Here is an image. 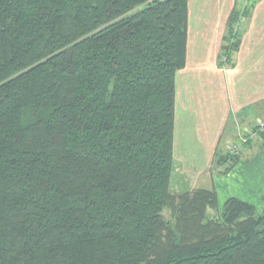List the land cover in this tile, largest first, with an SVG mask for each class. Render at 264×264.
<instances>
[{"label": "trees", "instance_id": "trees-1", "mask_svg": "<svg viewBox=\"0 0 264 264\" xmlns=\"http://www.w3.org/2000/svg\"><path fill=\"white\" fill-rule=\"evenodd\" d=\"M189 1L0 0V264H264V207L170 189Z\"/></svg>", "mask_w": 264, "mask_h": 264}, {"label": "crops", "instance_id": "crops-1", "mask_svg": "<svg viewBox=\"0 0 264 264\" xmlns=\"http://www.w3.org/2000/svg\"><path fill=\"white\" fill-rule=\"evenodd\" d=\"M201 4L199 0L189 1V59L185 68L179 71L189 68L190 72H200L201 76L206 74L207 79L201 77V86L195 87L191 94L180 91L176 96L174 154L176 146L177 149L174 163L175 170H179L177 176L180 182L173 189L171 181L170 189L173 193L196 188L214 189L218 194L219 207L220 204L224 206L229 197L248 202H252L254 197L262 200L264 145L260 136L244 147L246 150L252 145H260V150L250 162H240V159L226 174L221 173L223 167H215L213 163L224 132L235 136L239 130L245 132L264 119V0H204L206 10H201ZM236 7L247 9L238 23L242 32L240 43L231 63L220 67L218 62L223 36ZM199 23L203 24V29ZM203 34L208 36L209 58L202 52L205 42L201 46L200 38L204 39ZM212 102L219 106L216 113H213ZM189 130L199 132L201 141L200 146L185 157L183 148H192L183 140ZM230 144L227 143L226 151Z\"/></svg>", "mask_w": 264, "mask_h": 264}, {"label": "rangeland", "instance_id": "rangeland-1", "mask_svg": "<svg viewBox=\"0 0 264 264\" xmlns=\"http://www.w3.org/2000/svg\"><path fill=\"white\" fill-rule=\"evenodd\" d=\"M199 1L202 2V4H201V6H202L201 7V10L202 9H205L206 10L207 9L206 8V5L203 4V1L204 0H199ZM199 27L201 29L204 28L203 24H200V23H199ZM238 28H239V26H238ZM203 36H204V34H203ZM207 37L208 36H206V37L204 36V39L203 38H200V42H201V46L205 42L204 43V47H202V50H203L202 52H204V54H206V56L209 58L210 57V50H209V46L210 45H208L209 42L206 40ZM188 52H189V50H188ZM188 59H189V54L187 56V60ZM182 74H184V75H182ZM201 77H203L205 80L207 79L206 74H203L201 76V73L200 72H197V71L190 72L189 71V68L187 70H185V71H178L177 76H176L177 96L180 94V91L183 94L185 92H187V94H191L190 92H193L195 90L194 89L195 87H200L201 86V84H200ZM199 89H202V88H199ZM198 92H200V91H198ZM176 105H177V97H176ZM212 105H213V108L215 109L213 113H216V109L219 106L217 104L214 105L213 102H212ZM212 119H214V118H212ZM239 132L235 136L232 133H229V132L228 133H226V132L223 133V135L221 136L220 143H219V147H220L219 149H220L221 152L222 151L223 152L226 151V149H227V143L230 144V143H237L238 142ZM183 140H185V142H187V143H189V144L192 145V148L191 147H185V148H183L184 156L187 157V156H189V153L192 150H194L196 147H199L200 146L201 138H200L199 132L193 131V130H189L185 134ZM175 145H176V137H175ZM246 146H247V144H246ZM259 146L260 145L255 144V145H252V146L248 147L246 150L243 147V149L240 151V154L243 153L241 155L242 158H241V161L240 162H244V163L250 162L251 161V158L253 156H255L256 153L260 150ZM176 149H177V146L175 147V154H176ZM200 151H201V149H200ZM174 159H176L175 156H174ZM201 165H203V164H201ZM214 166L215 167H218V165L216 163L214 164ZM175 167H176V164L174 163V174H173V177L171 178V181L173 182V189L175 187V184L177 182H180V179H178V176H177V174H178L177 172L179 170L178 171L175 170ZM186 189H188V186L186 187ZM251 201H252L251 203L256 206V208L258 210V213L262 212L263 207H264L263 201L262 200H258L257 197L252 198ZM222 211H223V205L220 204V207H219V209L217 211L211 209V210L208 211V215H209V217L218 216V215H220L222 213ZM164 214H165L166 217H170V212L168 210H165L164 211Z\"/></svg>", "mask_w": 264, "mask_h": 264}, {"label": "built area", "instance_id": "built-area-1", "mask_svg": "<svg viewBox=\"0 0 264 264\" xmlns=\"http://www.w3.org/2000/svg\"><path fill=\"white\" fill-rule=\"evenodd\" d=\"M262 131H264V119L259 120L254 127H251L247 131H240L238 135V142L231 143L228 150L234 154L240 153L243 147H245L249 142L257 139Z\"/></svg>", "mask_w": 264, "mask_h": 264}]
</instances>
